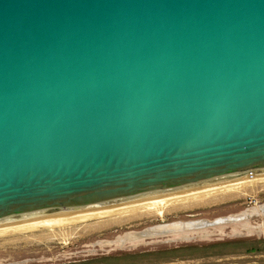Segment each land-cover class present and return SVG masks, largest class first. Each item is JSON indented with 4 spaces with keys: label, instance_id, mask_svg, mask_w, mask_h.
<instances>
[{
    "label": "water",
    "instance_id": "water-1",
    "mask_svg": "<svg viewBox=\"0 0 264 264\" xmlns=\"http://www.w3.org/2000/svg\"><path fill=\"white\" fill-rule=\"evenodd\" d=\"M262 184L264 0H0V239Z\"/></svg>",
    "mask_w": 264,
    "mask_h": 264
},
{
    "label": "rangeland",
    "instance_id": "rangeland-1",
    "mask_svg": "<svg viewBox=\"0 0 264 264\" xmlns=\"http://www.w3.org/2000/svg\"><path fill=\"white\" fill-rule=\"evenodd\" d=\"M260 205H264V184L246 186L239 195L159 215H142L104 226H95L92 221L0 239V264H264V212ZM244 212L238 220L216 225L136 235L159 223L200 217L213 220Z\"/></svg>",
    "mask_w": 264,
    "mask_h": 264
},
{
    "label": "bare ground",
    "instance_id": "bare-ground-1",
    "mask_svg": "<svg viewBox=\"0 0 264 264\" xmlns=\"http://www.w3.org/2000/svg\"><path fill=\"white\" fill-rule=\"evenodd\" d=\"M245 188H240V189H233L231 191H227V192H222V193H216L215 195H209V196H203V197H199L197 199H191V200H185L183 202H178V203H172V204H167L166 206H160V207H153L152 209H147V210H142V211H136V213H129V214H123L117 217H111V218H104V220H99V221H95L93 224L96 226L97 225H103L106 223H114V222H121L120 220H125V219H129V218H136L137 216H142V215H152V214H161L162 212H168L169 210L175 209V208H183L184 206H190V205H195V204H199L200 202H206V201H215V199H220V198H228L234 195H239L240 193L243 192ZM204 205V204H203ZM208 205V204H207ZM199 206V205H198ZM259 209L264 212V205H260ZM251 210V209H250ZM246 214V212L239 214L238 216H223L220 218H216V219H221V218H231L232 220H238L239 218H242L244 215ZM248 214V213H247ZM235 217V219H233ZM208 221V223H210V221L212 220H206ZM124 222V221H123ZM203 220H200V223H202ZM223 221H219L213 224H202L200 226H193L191 227L190 221H185L180 222V221H175L172 223H159L158 225L155 226H151L149 228H145L146 230H144L141 233L137 232V237L138 236H144L146 234H168V233H174L175 231H184V230H191L192 228H200V227H206V226H210V225H216L217 223H221ZM96 223V224H95ZM131 238V237H130ZM123 241V240H122Z\"/></svg>",
    "mask_w": 264,
    "mask_h": 264
},
{
    "label": "flooded vegetation",
    "instance_id": "flooded-vegetation-1",
    "mask_svg": "<svg viewBox=\"0 0 264 264\" xmlns=\"http://www.w3.org/2000/svg\"><path fill=\"white\" fill-rule=\"evenodd\" d=\"M172 223V222H171ZM164 224V223H163Z\"/></svg>",
    "mask_w": 264,
    "mask_h": 264
}]
</instances>
